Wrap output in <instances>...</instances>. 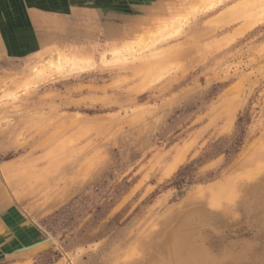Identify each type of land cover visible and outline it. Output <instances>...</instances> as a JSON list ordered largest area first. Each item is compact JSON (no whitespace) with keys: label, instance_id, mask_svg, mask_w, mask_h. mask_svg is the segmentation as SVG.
<instances>
[{"label":"rangeland","instance_id":"374dc122","mask_svg":"<svg viewBox=\"0 0 264 264\" xmlns=\"http://www.w3.org/2000/svg\"><path fill=\"white\" fill-rule=\"evenodd\" d=\"M193 1L98 0L130 23L3 47L0 264H168L191 219L208 263L264 264V0Z\"/></svg>","mask_w":264,"mask_h":264},{"label":"crops","instance_id":"0c3cea01","mask_svg":"<svg viewBox=\"0 0 264 264\" xmlns=\"http://www.w3.org/2000/svg\"><path fill=\"white\" fill-rule=\"evenodd\" d=\"M95 3L98 0H0V61L3 47L7 56L23 57L32 54L36 45L40 50L53 46L58 37L92 38L98 36L99 27L112 36L116 24L130 23L129 15L115 17ZM6 26L12 29L5 30Z\"/></svg>","mask_w":264,"mask_h":264},{"label":"bare ground","instance_id":"6f19581e","mask_svg":"<svg viewBox=\"0 0 264 264\" xmlns=\"http://www.w3.org/2000/svg\"><path fill=\"white\" fill-rule=\"evenodd\" d=\"M199 1V0H198ZM194 3L196 2L197 4L199 3V2H197V1H193ZM192 2V3H193ZM191 3V4H192ZM201 5V4H200ZM195 6H197V5H195ZM197 9V8H196ZM203 9V8H202ZM193 11H194V9H193ZM202 11V10H201ZM249 26V25H248ZM248 26L247 27H244L245 29H247L248 28ZM250 27H251V25H250ZM244 28H242V29H244ZM240 31H242V30H239V32ZM237 34H239L238 33V31H237ZM236 36V35H235ZM234 36V37H235ZM231 37V36H230ZM237 37V36H236ZM224 39H228V38H226V37H224ZM236 40V39H235ZM217 42L219 41V40H216ZM233 41H234V39H233ZM223 42H226V40H224ZM220 43H221V45L223 44L222 43V39H221V41H220ZM211 44H214V42L213 43H211ZM215 44H217V43H215ZM227 45V44H226ZM208 46V45H207ZM213 46V45H212ZM208 47H210V46H208ZM207 47V48H208ZM217 46H213V48L215 49ZM220 46H218L216 49H218ZM223 47V46H222ZM225 47V46H224ZM213 48H211V50L213 49ZM213 49V50H214ZM220 49V48H219ZM212 50V51H213ZM52 52V53H51ZM53 52L55 53V54H53ZM48 54V53H47ZM50 54L51 55H45V60L44 61H47V62H45V63H47V64H45L44 66H43V64L41 65V64H38V63H36V65H34L35 67L36 66H38V65H40L41 67H39L37 70H36V72H39V73H44L45 71L43 70L46 66H48V67H52L51 65L53 64V61L52 60H54V61H56V60H58L59 59V61L61 60V56H60V54L58 53V51H50ZM49 59V60H48ZM42 61H43V58H42ZM43 61V62H44ZM58 61V62H59ZM58 62H57V64H58ZM60 63V62H59ZM38 64V65H37ZM54 64H56V63H54ZM55 66V65H54ZM32 71H34V70H32ZM190 92V91H189ZM187 223V222H186ZM193 230H194V225H193V220L191 219V222H190V224L188 225V227H185L184 228V226H183V229H180V231L176 234V235H174V234H172L171 235V237H167L166 238V241L164 242V244H162L163 245V247H164V249H163V251L165 252V253H167L168 255V258H170L169 260H168V264H183L182 263V253H183V250L185 249H188V256H189V258H192L191 260L189 259V258H187L186 256H185V258H186V260L185 261H188V262H190L191 264H196L195 262H197L198 264H214V262L212 261V259H211V261L208 263L206 260H207V256L210 254H208L207 252H206V249H203L202 247H201V244H198L199 242H196V243H190L189 241H188V237H189V235L193 232ZM173 231V230H172ZM172 233V232H171ZM204 243V242H203ZM169 248H171V249H169ZM208 249V248H207ZM184 250V251H185ZM210 250V249H209ZM171 252V253H170ZM230 252V251H229ZM222 253V252H221ZM238 253V252H237ZM169 254L171 255L170 257H169ZM159 255V254H158ZM184 255H185V252H184ZM236 255V254H235ZM157 257V256H156ZM233 257V256H232ZM184 258V257H183ZM220 258V257H219ZM235 258V257H234ZM215 259V258H214ZM225 259H226V257H225ZM195 260V261H194ZM217 260V259H216ZM194 261V262H193ZM224 261V260H223ZM154 263L155 264H161V258H157V261L156 260H154ZM164 263V262H163ZM162 263V264H163ZM151 264H153V262H151ZM164 264H166V263H164Z\"/></svg>","mask_w":264,"mask_h":264}]
</instances>
